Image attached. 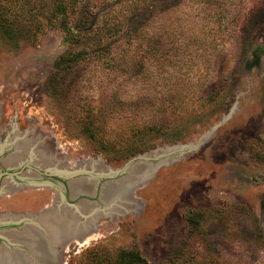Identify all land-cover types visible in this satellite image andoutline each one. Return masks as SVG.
<instances>
[{"label": "rangeland", "instance_id": "374dc122", "mask_svg": "<svg viewBox=\"0 0 264 264\" xmlns=\"http://www.w3.org/2000/svg\"><path fill=\"white\" fill-rule=\"evenodd\" d=\"M79 1L77 10L85 6L119 30L86 37L78 48L89 58L73 68L54 73L67 49L58 26L43 22L14 33L15 40L0 34V186L22 178L19 188L0 194L6 263H39L31 242L7 234L27 240L33 229L50 241L41 252L47 264H85L120 249L149 264H264V52L253 55L264 46V0ZM45 2L47 13L53 0ZM98 42L106 54L91 52ZM20 141L29 145L27 158L7 165L25 152ZM94 165L118 173L81 172L66 181L52 175ZM128 167L135 178L124 177ZM144 177L135 193L104 197L110 183ZM84 178V191L71 197L68 182L71 188ZM54 201L50 211L67 205L83 223L74 216L59 237L35 223L49 210L32 214ZM79 201L78 209L68 204ZM84 203L91 204L87 212ZM21 214L26 218L14 219ZM69 234L75 239L54 254Z\"/></svg>", "mask_w": 264, "mask_h": 264}, {"label": "trees", "instance_id": "16d2710c", "mask_svg": "<svg viewBox=\"0 0 264 264\" xmlns=\"http://www.w3.org/2000/svg\"><path fill=\"white\" fill-rule=\"evenodd\" d=\"M46 0H0V34L6 40L13 39L14 33H30L21 31H32L34 28L40 27L43 22L49 25L58 26L64 32L63 42L66 44L67 49L61 53L55 62V71L66 70L73 68L76 62L81 59H88L89 53L86 49L78 48L84 44L86 37L94 32H100L104 37L114 35L119 29L117 22L101 24L98 22L101 14H93L89 8L80 6L77 10L76 6L80 4L79 0H53L52 9L49 12H42ZM145 0H143V3ZM75 15V11L79 12ZM108 14V13H107ZM101 15V16H100ZM83 21L80 24L72 21ZM110 17L107 18L109 20ZM102 38V37H101ZM102 40V39H101ZM100 41V40H99ZM78 48V50H76ZM108 46L103 44L94 45L92 53L106 54ZM264 52V46H258L253 55L255 59H260L261 54ZM97 56V55H96ZM98 59V57H96ZM53 73V74H54ZM85 264H149L136 251L128 249L118 250L112 258H104V256H93L89 258Z\"/></svg>", "mask_w": 264, "mask_h": 264}, {"label": "bare ground", "instance_id": "6f19581e", "mask_svg": "<svg viewBox=\"0 0 264 264\" xmlns=\"http://www.w3.org/2000/svg\"><path fill=\"white\" fill-rule=\"evenodd\" d=\"M29 145H28V143L26 142V141H20L19 142V148H22V149H26L27 147H28ZM27 156H28V152H26V150H25V152L24 153H20V154H18V155H14V156H12V157H10V158H8V159H6L5 160V162H6V164L7 165H10V166H12V165H19L20 164V162L21 161H24L26 158H27ZM38 161L40 162V164L41 165H43V167H48L49 169H53L55 166L54 165H51L50 164V162H49V159H47V162H45V161H41V160H39L38 159ZM160 162V161H159ZM61 166V165H60ZM101 166V165H100ZM158 166V164L155 166V165H153L152 167H150V169H148V170H146L144 173V176L146 175H150L149 173H152L153 172V169L155 170L156 169V167ZM130 167V166H129ZM129 167L127 168V175L126 176H124V177H134L135 178V175H130V173H129V171H128V169H129ZM58 168V167H57ZM63 168V167H62ZM59 170H61V167L60 168H58ZM79 169H85V170H87V171H93L94 173H99V174H106V173H110V172H107V171H104V170H100L101 168H99L98 166L96 167L95 165L93 166V167H89V169L86 167V168H84V167H82V168H78V169H75V170H79ZM111 169V168H110ZM62 170H65L64 168L62 169ZM112 170V169H111ZM52 171V170H51ZM54 171H56V170H54ZM70 171H74V170H70V169H68L67 168V170L66 171H62V173H65V172H70ZM59 172V171H58ZM61 172V171H60ZM140 177H142V176H139V177H136L137 178V180H138V178H140ZM150 177V176H149ZM149 177H144V178H142V180L141 181H139L138 183H136V184H134L133 185V183H134V180H132V181H127V182H122V183H120V184H117V185H114V184H112V183H110L108 186H106V188L104 189V197H106V199L107 198H110V197H115V196H117V197H119L120 199L119 200H121L122 199V197H127V193H128V191H129V193H135V190L137 189V187L138 186H140L142 183H143V181L144 180H146L147 178H149ZM74 179H77V178H74ZM119 179H121V178H119ZM119 179H114V180H107V181H119ZM71 180H73V179H71ZM70 180V181H71ZM127 180V179H126ZM70 181L68 182V184H70ZM88 181H89V179H79V180H76V181H74V183L72 182V187L71 188H73V193H71L70 192V195L71 194H75V193H77V192H80V191H84V186H85V184H87L88 183ZM106 182V181H105ZM93 183V182H92ZM95 183V182H94ZM69 186V185H68ZM96 186V185H95ZM19 188V186H15L14 184H13V182H12V180H5L4 181V183H3V185H2V187H1V190H0V194L2 193V192H8V191H12L13 189H15V188ZM87 187V186H86ZM97 187V186H96ZM93 190V189H92ZM91 190V191H92ZM15 191V190H14ZM71 191V190H70ZM86 191V190H85ZM94 191V190H93ZM99 191V190H98ZM78 194H86V195H88V196H91V195H94L95 194V192H94V194H88V193H78ZM77 194V195H78ZM76 195V196H77ZM102 196V195H101ZM101 196L99 195V200L100 201H102L103 202V204H105V206L106 207H108L110 204H106L102 199H101ZM71 197H73L72 195H71ZM131 199V198H130ZM111 200V199H110ZM116 200V199H115ZM127 200V199H126ZM81 201H88V200H85V199H82ZM81 201H79L78 203H76V206H77V208H75V209H78L79 208V206H80V204H81ZM108 201V200H107ZM87 203V202H86ZM108 203V202H107ZM112 203V202H111ZM133 203V202H132ZM57 204H58V206H59V203H56V206H57ZM55 205V201L52 203V206L51 207H46L45 208V210L44 211H42V212H39V213H35V214H32V215H34V218H37V217H39V216H41L44 212L46 213V211L47 210H49V209H51V208H53V207H55L54 206ZM91 205V204H90ZM90 205L89 204H82L81 205V208H82V210L84 211V212H87L89 209H90ZM67 205H63V207H62V205H61V207H59L58 208V210L57 211H50L49 210V212L47 211V215H45V217L44 218H40V220H36L37 222H35V223H37V224H40L39 226H44V225H46V228H47V226L48 227H50L51 228V230L52 229H54V231L55 230H57L56 232H58V234L57 233H55L54 235H56L57 237H59V235H62V233H66L67 232V230L71 227V225H72V223H74V220H73V218H74V216H76V218H77V221L80 223H83L82 222V219L80 218V214H79V217H78V213H80V211L77 213V215L76 214H74L73 212L74 211H70V210H67L65 207H66ZM68 207V206H67ZM70 208H72V207H70ZM77 211V210H76ZM131 211V210H130ZM125 212H127V211H125ZM86 214V213H85ZM99 212H98V214L96 215V216H99ZM119 214H122V213H118V215ZM124 214V213H123ZM23 216H21V217H18V216H14V219L15 218H17V219H19V218H26V216H27V214H25V216H24V214H22ZM11 216H1V218L3 219L2 221H5L6 219H8V218H10ZM27 218H30L32 221H34V218H32V217H27ZM78 222H77V224H78ZM34 223V224H35ZM24 228H25V226H24ZM94 228V227H93ZM48 229V231H49V228H47ZM73 229H75V226H74V228ZM24 230V229H23ZM36 231L35 230H30V231H27V234L29 233L32 237L30 238L29 236H27V237H29V238H27V240H24V238H22L21 236H19V237H16V235L13 233H7L8 234V237H10L12 240H14L13 242H15L16 241V243H19V242H25V243H28V242H31L32 244H31V246H32V252H33V259L34 260H38L39 261V263H42V260H44V258L46 259V261H45V263L47 264V263H49L48 262V259H49V254H47L46 253V251L44 252V254H42L41 252H42V249L43 250H46V249H49V245H50V241L46 238V236L45 235H42L41 233H35ZM61 232V233H60ZM60 233V234H59ZM88 233H86V235H87ZM74 235V234H73ZM72 234H69L68 235V238L66 239V241H64V245L61 243V244H59L60 245V248H64V247H66V245L71 241V240H74L75 238H74V236H73ZM78 235V234H77ZM80 235V234H79ZM85 235V236H86ZM31 239V240H30ZM59 239V238H58ZM10 240V239H9ZM12 240H10V241H12ZM53 240H55V239H53ZM82 240H85L84 239V236H81V238L79 239V241H82ZM22 244V243H21ZM25 245V244H24ZM27 246V245H26ZM57 248H56V245H55V249H54V251H53V253L55 254V252L57 251L56 250ZM27 250H28V248H27ZM35 250V251H34ZM48 251V250H47ZM58 251H60V250H58ZM57 251V252H58ZM40 252V253H39ZM54 254H52V256H55ZM37 255V256H36ZM4 256V257H3ZM43 258V259H42ZM7 259H9V258H7V256H5V254L2 252V251H0V264H7L6 263V261H7ZM20 262H22V257H19V258H17ZM38 263V264H39ZM45 263H42V264H45Z\"/></svg>", "mask_w": 264, "mask_h": 264}, {"label": "water", "instance_id": "95a60500", "mask_svg": "<svg viewBox=\"0 0 264 264\" xmlns=\"http://www.w3.org/2000/svg\"><path fill=\"white\" fill-rule=\"evenodd\" d=\"M221 123V122H220ZM112 169V168H111ZM82 170V171H81ZM81 172H84V174H88V175H90V176H93V175H95L96 177L95 178H101V177H103V176H115L117 173H118V171L117 170H114V169H112V171L110 172V173H106V174H99V173H94L93 171H87V170H83V169H79V170H77V171H71V172H65V173H56V175H58V176H62V177H64V178H68V177H71V176H74V175H78V174H83V173H81ZM91 172V173H90ZM55 174V173H54ZM68 204H70L72 207H74V208H76L77 206H76V203L75 204H72V203H68ZM69 205V206H70ZM45 210V208H43L42 210H41V212L42 211H44ZM22 215V214H21Z\"/></svg>", "mask_w": 264, "mask_h": 264}, {"label": "flooded vegetation", "instance_id": "af4514ba", "mask_svg": "<svg viewBox=\"0 0 264 264\" xmlns=\"http://www.w3.org/2000/svg\"><path fill=\"white\" fill-rule=\"evenodd\" d=\"M42 173H44V174H47L48 172H42ZM7 174V173H6ZM0 175H3V173L1 174L0 173ZM52 175H56V174H52ZM58 176V175H57ZM62 180H64V181H66L65 180V178L64 177H61V176H59ZM0 178L2 179V176H0ZM13 178V177H12ZM10 179V180H12V182H13V184L15 185V186H21L22 185V183H20V179H22V178H19L18 176H16V177H14L15 178V180L14 179ZM4 183V182H3ZM3 183H2V185H3ZM25 184V183H24ZM2 185L0 186V190H1V187H2ZM69 189L71 190V188H70V184H69ZM98 188H100V187H98ZM16 192V191H15ZM71 192V191H70ZM2 225H0V227H1ZM56 246H58V249L60 248L59 246V244H57ZM57 253V252H56Z\"/></svg>", "mask_w": 264, "mask_h": 264}]
</instances>
